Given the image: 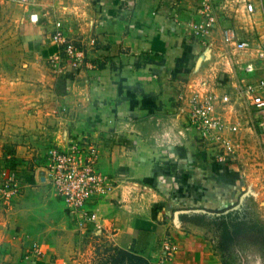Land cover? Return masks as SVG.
<instances>
[{
  "label": "crops",
  "instance_id": "1",
  "mask_svg": "<svg viewBox=\"0 0 264 264\" xmlns=\"http://www.w3.org/2000/svg\"><path fill=\"white\" fill-rule=\"evenodd\" d=\"M64 1L62 22L57 17L56 21L86 51L87 65L68 85L67 95L60 97L69 105V118L51 119L44 112L36 119L45 128L46 123L52 125L43 137L45 141L48 136L50 147H64L70 137L88 136L98 148V170L112 177L113 192L88 207L103 230L88 226L85 231L107 239L114 232L116 246L141 254L150 264H155L165 237L177 243L168 264H221L209 242L187 231L189 224L178 223L172 215L195 205L189 197L198 185L202 205L211 209L230 203L235 194L212 193V183H232L234 172L198 158L201 147L187 127L192 93L221 95L234 90L220 37L213 34L201 43L189 33L188 23L201 0ZM48 22L28 21L27 26L38 27L42 39L37 42L48 41L50 51H55ZM221 81L226 83L223 87ZM11 132L13 145L7 152L0 127V181L15 175L20 193L4 199L0 195V264H62L69 246L51 237L50 216L57 211L45 194L50 185L43 174L38 185L42 188L36 187L28 170L35 159L22 158L26 153L18 129ZM44 163L43 155L42 167ZM22 168H27L25 174ZM59 200L60 214L70 221L69 228L77 230ZM37 243L39 253L33 247ZM51 254L57 258L50 259ZM77 258L68 264H77Z\"/></svg>",
  "mask_w": 264,
  "mask_h": 264
},
{
  "label": "rangeland",
  "instance_id": "2",
  "mask_svg": "<svg viewBox=\"0 0 264 264\" xmlns=\"http://www.w3.org/2000/svg\"><path fill=\"white\" fill-rule=\"evenodd\" d=\"M204 1L201 0L200 4L197 5L198 7L195 8L194 19H200L198 12ZM64 2V0H37L34 5H19L0 0V127L4 133L1 135V144L5 146L4 150L7 151V148L13 145L9 134H14L11 131L18 129V141L26 153L22 158L25 160L26 155H30V157L32 156L31 159H35L31 164L33 166L28 167V170H30L29 176L32 177L34 184H37L36 187L39 189L42 188V186H38L41 185L39 176L43 177L44 174L47 184L49 183L46 175L45 153L52 147L46 141L48 136L45 137V141L43 137L45 136L44 133H47L46 129H51L52 125L50 122L49 124L46 123L45 128L42 121L36 119L37 114L45 112L51 119L59 116L69 118V105L61 101L60 97L67 95L68 85L86 68L87 56L86 51H84V58L80 67L79 64L74 65V61L70 59L68 62L55 63L53 61L55 51H50L48 41L42 42L40 40L37 42L36 40L39 37L42 39L39 36V28H29L27 24L28 21H31L30 16L35 13H38L39 20L33 23L38 24L39 21L47 23L49 19H52L51 24L48 22L50 27L47 31L51 32V40L54 41L52 32L56 17L61 20L59 16L63 13L61 8ZM211 2L218 16L219 24V28L215 29L213 34L219 36L221 28L230 27L237 32L240 39L249 43V49L238 51L225 45L219 36L220 43L226 46V64L230 71L229 77L232 84L239 80L242 70L247 64H252L254 68L253 80L264 78V61L259 59L256 53L258 46L264 41V0H211ZM247 3L253 5V13L245 11L244 6ZM27 35L28 39H26ZM215 60L213 57L211 62L213 66ZM192 95L193 93L190 97ZM223 106L224 108L221 105H215V113H218L228 126L236 122L238 126L236 135H232L236 145L234 163L224 164V167L228 166L226 169H231L234 172L232 173L235 181L232 183L220 182L221 184L212 183L211 190L212 193H218L219 190L221 193L224 191L235 194L234 200H229L230 203L224 202L226 203L225 206H216L213 209H222L235 204L241 206L244 215H247L248 230L246 232L243 227L236 229L235 226L231 227L232 225L229 223L225 224L227 226L211 224L206 217L203 219V213L198 212V209L211 208L202 205L203 195L200 194L202 190L199 185L193 189L194 195L189 197V201L194 202L195 205L181 209L186 211L183 213L185 216L182 214L177 217L178 213L174 211L172 215H176L178 223L189 224L187 231L198 233L207 240L221 264H264V156L262 153L264 139L252 133L250 126L253 116L251 117L244 110L246 107H244L243 101L238 100ZM27 123L30 126L25 128ZM20 128L23 131L19 130ZM6 129L8 131L5 135ZM26 129L28 132H25ZM70 138H68V142L77 144L93 142L88 136H76L73 140ZM199 147H201L202 152L198 151V158H204L205 161H208L204 157V148L200 144ZM2 155L4 157L5 153ZM43 155L44 167L40 164V156ZM97 163L98 157L95 168L100 172ZM25 170L27 168H22V174H25ZM239 175H241V179H239ZM8 177L0 181V195L3 199L5 198L2 196L3 187ZM14 179L18 178L14 175ZM18 187V191L10 198L20 193V185ZM45 188V194L50 197L49 206L53 211H57L50 216L51 222L54 223L51 237L55 242L59 240L69 246L66 261L62 264H68V260L75 255L80 259L79 262L75 261L77 264H150L149 260L141 254L126 251L116 246L113 241L114 238H112L115 235L114 232L107 239L102 234L94 235V231H78L69 228L70 221L66 215L59 212L63 207L62 203L52 193L50 186H45ZM187 210L192 211L187 212ZM69 241H72V245L69 244ZM162 241L155 264H168L177 250V243L169 237H165ZM169 241L175 243V249L167 262L160 263L163 246ZM40 246L41 244L33 246L38 253L37 248ZM45 247L50 249L52 246L47 247L45 245ZM49 258L56 259L57 257L55 254H51Z\"/></svg>",
  "mask_w": 264,
  "mask_h": 264
},
{
  "label": "built area",
  "instance_id": "3",
  "mask_svg": "<svg viewBox=\"0 0 264 264\" xmlns=\"http://www.w3.org/2000/svg\"><path fill=\"white\" fill-rule=\"evenodd\" d=\"M7 2L19 5H34L37 0H6ZM247 13H253V5L247 3L244 6ZM198 19H192L188 23L189 33L195 40L205 43L219 28L218 16L211 0H205L198 12ZM31 21L39 20L38 14L30 16ZM55 44V63L69 59L73 64H82L84 49L79 42L70 38L61 25L56 21L53 29ZM219 36L223 43L238 51L249 49V43L240 39L237 32L224 27L219 30ZM94 41L91 40L90 44ZM257 57L264 61V41L260 43L257 50ZM254 68L247 64L242 70L239 80L234 84L233 91H226L221 95L194 93L188 101L189 118L188 129L192 130L197 142L205 150V158L215 165L234 163L236 145L232 135H236L237 122L227 125L223 118L215 113V105L235 103L238 100L244 102V110L252 117V133L264 139V78L253 80ZM221 84V85H220ZM223 87L225 81L220 82ZM262 153L264 156V143ZM47 178L49 185L55 195L62 200L67 216L76 225L78 231L85 230L88 226L101 228L97 222L95 212L88 209L98 199L107 196L114 190L112 178L98 172L95 168L98 149L95 143H72L68 142L64 147H52L46 153ZM239 175V179H241ZM14 175H10L5 181L2 196L10 198L19 187ZM6 187V188H5ZM175 249L174 242H166L160 255V263L167 262Z\"/></svg>",
  "mask_w": 264,
  "mask_h": 264
},
{
  "label": "trees",
  "instance_id": "4",
  "mask_svg": "<svg viewBox=\"0 0 264 264\" xmlns=\"http://www.w3.org/2000/svg\"><path fill=\"white\" fill-rule=\"evenodd\" d=\"M192 211V210H187ZM174 212H177L178 216L182 215L183 213H186V211L183 210H174ZM198 212H200V216L204 219L205 217L208 219V221L211 224H218V225H224L229 223L232 226L231 227H236V229H239L240 227H243L245 231L247 232L248 230V221H247V215H244V212L242 211V207L238 205H232L226 208L222 209H205L201 208L198 209ZM197 215V214H195ZM185 216V214H183ZM239 231V230H238Z\"/></svg>",
  "mask_w": 264,
  "mask_h": 264
}]
</instances>
